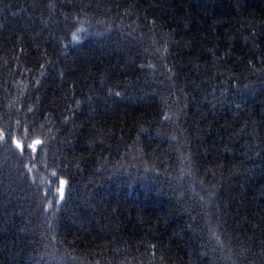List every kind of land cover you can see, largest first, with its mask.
Masks as SVG:
<instances>
[{"label":"trees","instance_id":"trees-1","mask_svg":"<svg viewBox=\"0 0 264 264\" xmlns=\"http://www.w3.org/2000/svg\"><path fill=\"white\" fill-rule=\"evenodd\" d=\"M0 264H264V0H0Z\"/></svg>","mask_w":264,"mask_h":264},{"label":"snow or ice","instance_id":"snow-or-ice-1","mask_svg":"<svg viewBox=\"0 0 264 264\" xmlns=\"http://www.w3.org/2000/svg\"><path fill=\"white\" fill-rule=\"evenodd\" d=\"M37 143H39V142L37 141ZM61 183L63 184V181Z\"/></svg>","mask_w":264,"mask_h":264}]
</instances>
